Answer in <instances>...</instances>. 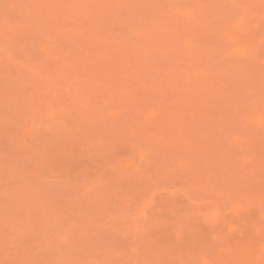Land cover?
<instances>
[{
    "label": "rangeland",
    "instance_id": "374dc122",
    "mask_svg": "<svg viewBox=\"0 0 264 264\" xmlns=\"http://www.w3.org/2000/svg\"><path fill=\"white\" fill-rule=\"evenodd\" d=\"M0 264H264V0H0Z\"/></svg>",
    "mask_w": 264,
    "mask_h": 264
}]
</instances>
